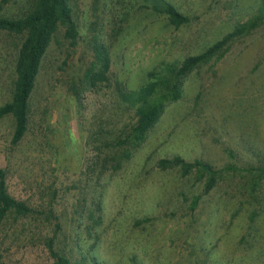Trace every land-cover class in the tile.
Segmentation results:
<instances>
[{
	"label": "rangeland",
	"instance_id": "1",
	"mask_svg": "<svg viewBox=\"0 0 264 264\" xmlns=\"http://www.w3.org/2000/svg\"><path fill=\"white\" fill-rule=\"evenodd\" d=\"M166 1L188 23L169 25L151 0H69L77 42L62 27L55 34L23 139L12 145L14 120L0 121L8 192L43 213L9 218L0 264H53L45 246L53 237L55 248H73L74 260L87 257L83 264H264V177L252 192L249 172L264 165V23L235 38L221 60L191 71L181 99L166 104L145 141L119 159L135 115L117 87L137 90L164 63L201 54L254 17L264 0ZM33 2H0L1 13L20 18ZM23 38L0 33V106L11 100ZM96 43L109 53L108 82L82 90ZM175 156L220 170L214 186L205 192L206 177L196 170L182 176L179 168H159ZM97 204L99 224L90 218Z\"/></svg>",
	"mask_w": 264,
	"mask_h": 264
},
{
	"label": "trees",
	"instance_id": "2",
	"mask_svg": "<svg viewBox=\"0 0 264 264\" xmlns=\"http://www.w3.org/2000/svg\"><path fill=\"white\" fill-rule=\"evenodd\" d=\"M9 0H1V6H6ZM147 8V7H146ZM155 14L165 16L168 24L178 28L188 23V17L180 13L166 0H151L149 7ZM0 7V33L7 32L15 35H23L16 64V78L13 85L11 100L0 106V121L11 116L14 120V131L11 138L12 145L18 144L25 136L29 123V103L33 94L36 80L40 71L41 62L60 27L64 28V37L72 46L77 42V29L72 18V9L69 0H34L27 7L26 12L20 18H9L1 13ZM264 23V1L257 14L245 23L235 26L233 31L223 36L220 40L209 46L198 55L185 58L180 65L164 63L160 71L149 72L146 82L137 90H128L117 87L119 100L134 110L135 122L129 133L120 141L125 146V151L119 159H127L132 150L139 147L146 139L147 134L159 120L166 104L175 102L182 97V85L185 77L211 60H221L229 49L231 42L238 37L249 34ZM93 62L79 82L83 90L96 88L100 84L108 82L110 59L107 48L102 43L92 46ZM79 89V87H78ZM77 90V89H76ZM73 96L79 99L78 91ZM160 169L179 168L182 176H186L192 170H196L199 178H205V192L210 190L221 171L215 170L212 165L202 160L189 163L181 157L175 156L158 162ZM237 167L228 165L226 169L235 170ZM253 179L250 182L251 191H255L264 177V165L254 170H249ZM95 212L90 218L96 224L100 222V205L97 204ZM52 212L50 211V214ZM43 213L28 207L24 202L17 201L8 192L6 176L0 170V232L4 224L10 220L15 223L24 218H37ZM96 218V219H93ZM38 221L37 219H33ZM45 220L48 221L47 217ZM88 234L91 229L88 227ZM55 237L49 238L45 246L53 260V264H83L87 257L74 260L72 249H57L54 246ZM78 249L81 248L79 239L74 241ZM72 254V255H71ZM95 261L94 258H92ZM94 264H98L94 262Z\"/></svg>",
	"mask_w": 264,
	"mask_h": 264
}]
</instances>
